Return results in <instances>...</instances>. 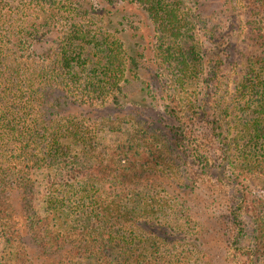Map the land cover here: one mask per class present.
I'll return each mask as SVG.
<instances>
[{
    "label": "trees",
    "instance_id": "16d2710c",
    "mask_svg": "<svg viewBox=\"0 0 264 264\" xmlns=\"http://www.w3.org/2000/svg\"><path fill=\"white\" fill-rule=\"evenodd\" d=\"M15 1L0 0V146L9 142L13 154L0 157V244L10 249L3 251L7 259L14 253V264H49V254L65 248L62 264H128L131 247L145 240L140 230L148 216L173 205L146 192L171 187L165 197L181 205L202 183L224 187L222 201L211 195L203 208L224 204L217 219L231 226L226 244L248 239L256 245L247 258L264 259V0H243L247 29L239 43L230 41L238 29L232 13L228 33L219 18L205 28L197 0H129L152 32L137 56L115 36L122 30H112L114 21L123 26L130 18L112 0H97L112 34L99 31L87 39L89 31L79 27L78 35L62 34L64 47L38 55L35 46L57 31L54 18L45 12L40 24L23 28L18 7H9ZM26 1L78 15L83 0ZM146 53L156 67L143 87L146 102L132 112L112 96L116 113L105 120L117 140L102 143L99 132L85 126L91 117L83 109L120 92L125 72L139 79ZM6 58L25 76L18 78L16 69L4 76ZM59 79L80 84L79 95L56 96L62 104H50L45 118L29 115L32 103L52 90L46 83ZM61 108L69 112L55 120ZM182 158L184 170L175 164ZM255 180L263 185L246 184ZM200 211L193 216L201 217ZM193 216L188 223H196ZM175 231L153 236L169 242ZM23 244H33L34 256Z\"/></svg>",
    "mask_w": 264,
    "mask_h": 264
},
{
    "label": "rangeland",
    "instance_id": "374dc122",
    "mask_svg": "<svg viewBox=\"0 0 264 264\" xmlns=\"http://www.w3.org/2000/svg\"><path fill=\"white\" fill-rule=\"evenodd\" d=\"M112 1L113 4L122 10L128 17L130 16L129 19L127 18V20L124 21L123 26H120L114 21L112 30H122V32H117V34L115 33V36L122 40L128 55L137 56L138 52L143 51L146 43L148 44L152 41L150 23L139 7L133 4H126L129 2V0ZM197 2L198 10L196 13L199 12L201 17L206 20L207 25L205 28H212L213 22L216 20V18H219L220 22L225 20L224 24L226 26L228 25L227 32L230 33L229 24L231 23V20L228 21V18L232 13V17H234L238 29L236 34L231 32L230 41L236 40L237 43H239L247 29L244 25L245 6L243 0H197ZM77 3L80 6L78 15L71 13L69 8L63 9V14H61L55 12L54 10L56 9L52 10V6L43 7V4L34 5L32 2H25V0H16L14 3H11L9 7H18V14L22 19V23L20 25H22L23 28L24 26L25 28H28L31 23L40 24L44 18L43 13L45 12L54 18V26L57 28V31L53 32L49 37H47L45 43H43L41 46H35L36 54L38 55L40 52H44L50 47H64V43H59L62 34L64 33L68 37L69 35L72 37L73 35H78L79 27L85 29V31H89L90 35L86 37L87 39L91 38L95 34H98L99 31H101L99 34H103L105 31L108 34H112L111 31H108L105 28V21H102L100 13L101 6L97 3V0H92V2H90V0H83ZM230 6H233V10H228ZM2 9L6 10L7 7ZM4 16L6 18L2 20L4 23L3 27H6V19H9L8 12H6ZM200 33H204V30H202ZM149 57L148 53H146L144 60L147 59V61L141 63L142 66L139 70V79L136 80L131 76L130 72H125L124 80L120 84V92H111L109 95H107L103 105H94L95 107L93 108L83 109V113L86 112V110L90 112V114H87L86 117H91L90 121H86L85 126L91 128L94 131H98L102 143L108 144L112 140H117V134L108 132L110 123L105 120L108 113H116V110L114 111V109H110L113 107L112 96H116V103L118 105H129L132 112H134L136 108L140 111L141 109L138 107L140 104L142 106V104H144L143 102H146L145 91L143 90V87H145L146 82L149 81V75L153 74L156 70L155 65L150 63ZM34 59L35 57L33 56V60ZM12 64L13 63L9 59L6 61V63H4L6 67L4 76L7 77L10 71L15 69L19 72V75L17 76L18 78L25 76V73L21 68L18 69ZM130 67L131 65L128 64L127 68ZM59 80L60 81H50L49 83H46L52 87V90H48L45 97H38V103H32L33 111H27L29 112V115L31 113L32 116L34 114L41 119L45 118V116H48L47 113L49 112L50 104H62L60 99H57V101L55 100L56 96L65 97V92H67L70 96L72 92L76 93V96L79 95V92L82 88L80 84L76 82V84L73 85L69 84L68 80L65 82L61 79ZM156 97L159 98V95H156ZM160 106H164V103H160ZM41 108L44 109L45 114L41 111ZM64 109L65 108H61L58 110L60 116L55 117V120H64L66 112H69V110L64 111ZM72 109L74 110L73 107ZM79 111L82 112L81 109H79ZM127 112L128 109L124 113ZM116 123L117 122L115 121L113 125ZM199 129L201 132L200 127ZM11 149L12 145L9 142L3 147L0 146V157L10 159L11 156H13ZM184 162H186V160L182 158L176 161L175 164L181 165V169L184 170ZM184 174L188 173L182 172V175ZM173 180L175 182H180L182 178L173 177ZM37 181L38 184H43L42 176L38 175ZM252 182H246V184H250L252 189H256L257 187L263 185L261 181L255 180ZM254 184H257V187L254 186ZM213 185L214 184L209 185V183H202L200 188L201 191L197 192L196 195L193 196L187 195L181 205L177 200L170 201L169 198L165 197L166 194H168L167 192L172 190L171 187L165 189V191H159L158 194V190H148L146 192L148 198L161 197L166 200V203L171 202L173 205L169 210H167L166 207H163V211L155 215L148 216V218L145 220V222H148L146 229H141L142 231L140 230L142 239L144 238L145 240L143 243L135 244L131 247L133 250L131 251V257L128 261V264H137L136 262H138V264H264V259H262L260 256L258 258H247V251L253 249L252 247L256 245L250 244L248 239H244L242 244H226V238L228 237V232L231 226L230 224H227V219H217V216L220 214V212L224 211V204L219 203L217 207L214 210L211 209V211L209 208L208 210L203 208V205H205L204 202L208 201L209 196L212 195V197L218 199L219 201H222L221 199L224 197V187L214 188ZM42 192L43 191H41V193ZM38 198H42V196H39ZM232 198L233 200L236 199L234 196ZM14 204L15 203H13V205ZM198 206L201 208V214H198L201 217L193 216L194 210L196 211ZM213 212L216 215H213ZM190 215L193 216V218L196 220V223L187 222V218ZM226 225L229 229L226 228ZM169 227H172L176 230L174 235L168 239L169 242L162 243L160 240L156 241L154 239L153 234L160 230L167 231V234H171ZM177 230L182 231L177 232ZM208 241L210 244H207ZM23 245L27 246V248L31 247L28 249L29 256H34L33 251H31L34 248L33 244ZM13 246L15 249L17 248L16 244ZM3 251H10V249H8V247L4 244H0V264H6L7 262H10L11 264L16 263L14 260V253L12 255L13 259L10 261L7 259L5 256L6 253ZM64 251L65 248H63V251L60 253L49 254L48 260L46 262H49V264H62V262H64V257L62 255L64 254Z\"/></svg>",
    "mask_w": 264,
    "mask_h": 264
}]
</instances>
